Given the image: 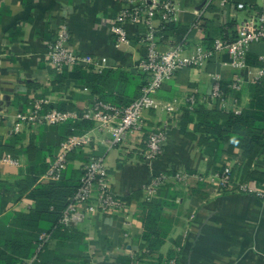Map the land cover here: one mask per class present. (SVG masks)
Listing matches in <instances>:
<instances>
[{
	"label": "crops",
	"instance_id": "1",
	"mask_svg": "<svg viewBox=\"0 0 264 264\" xmlns=\"http://www.w3.org/2000/svg\"><path fill=\"white\" fill-rule=\"evenodd\" d=\"M171 1L179 8V19L174 26L178 33L182 32L180 43L186 46L187 53L199 44L208 47L216 38L233 39L236 24L247 17L238 8L239 4L258 11L264 7V0ZM121 11L122 4L116 0H0V157H13L2 147L7 148L14 136L19 139L14 148L17 154L13 157L19 165H0V182L8 184L11 193L5 194L8 199L0 200V221L8 222L14 214H27L35 205L28 198L30 191L18 199L16 185L30 175L31 164L24 150L31 142L38 144L36 139L43 129L25 128L14 134L15 116L41 100L47 101V106L66 104L82 111L93 107L98 99L72 79L54 84L55 73L47 65L46 53L59 28L68 29L76 52L106 57L109 70L142 73L139 64L146 50L139 39L145 29L142 24H127L130 43L117 47L112 26ZM198 22L200 27L194 28ZM162 34H159L162 50L178 42L176 35L163 38ZM249 55L257 63L254 66H259L264 44H254ZM227 61L229 57L224 54L202 68L179 71L158 92V107L145 113L143 131L130 135L123 146L112 147L109 132L93 128L87 132L93 137V143L80 151L87 156L104 157L112 189L130 203L132 211L128 225L119 216L87 214L75 228L84 237L86 250L82 252L91 263L111 264L128 258L133 264L132 256H135L138 264H170L171 261L176 264H264V200L245 193H221L210 182L219 172L217 168L234 167L241 153L236 150L214 159L204 153L199 138L187 136L193 132V125H189L187 135L180 129V118L191 92L198 96V106L216 107L206 101L213 91V74L221 77L227 110L242 111L248 106L250 84L240 92L231 91L229 86L235 72L222 65ZM162 126L168 136L164 152L157 159L149 160L145 157L148 135ZM59 149L56 148L54 158ZM54 158H47L49 166ZM257 161L251 163L252 170L264 173V155ZM82 163L83 160L77 159L74 165L80 169ZM178 171L199 175L204 180L195 177L187 184L158 191L153 202L164 204L166 236L159 251L144 256L148 252L142 250L145 244L140 208L144 201L142 188L156 174ZM44 175L36 184L50 183L43 181ZM7 225L0 227L7 228ZM43 234L48 233H42L39 239ZM48 243L51 251H59L58 240L51 238ZM64 252L76 253L70 249ZM60 254L66 261H77L70 259V254Z\"/></svg>",
	"mask_w": 264,
	"mask_h": 264
},
{
	"label": "built area",
	"instance_id": "2",
	"mask_svg": "<svg viewBox=\"0 0 264 264\" xmlns=\"http://www.w3.org/2000/svg\"><path fill=\"white\" fill-rule=\"evenodd\" d=\"M122 4V11L118 15L112 32L116 36V46L129 44L127 24H142L145 31L139 39L146 50L145 58L140 62L139 69L146 74V80L141 88V94L128 106H116L109 102L96 99L93 107L86 110L57 109L45 110L48 102L41 100L36 102L26 112H19L13 122L12 133L17 134L25 128L39 129L43 126L60 125L67 122L90 121L94 123V130L109 132L110 144L113 147H121L126 143L130 135L141 133L145 128V113L158 107L156 96L162 87L170 82L175 75L184 69H199L205 66L213 58L224 54L229 61L222 62L223 66L230 67L235 75L229 88L234 92L243 90L246 84L261 85L264 87V56H260L259 66L248 63L250 49L254 44H264V7L261 11L244 4L238 8L247 13V17L236 24L235 37L233 39L216 38L211 47L199 44L193 52L187 53L183 43H174L169 48L162 50L159 44V34L170 25L178 22L179 8L171 0H116ZM199 22L194 28H199ZM71 34L68 29L61 26L56 39L48 44L46 53L47 65L55 72L62 73L81 67L87 72L102 74L108 70V59L88 53H78L71 46ZM213 91L207 103L226 109L225 92L221 77L212 75ZM200 103L198 96L191 92L186 98V108L193 111ZM236 113L241 110L235 109ZM167 131L165 126L156 127L149 133L146 141L145 157L149 160L157 159L164 152L167 143ZM93 137L90 133L72 135L65 139L58 155L50 162L49 169L43 176L45 182L59 181L69 165L70 154L79 149L90 147ZM11 164L18 166L19 161L11 156H1L0 165ZM232 166L226 165L222 171L216 172L211 181L218 190L257 195L264 200V184L241 182L232 174ZM83 175L76 193L69 199L59 223L64 228H77L87 214H109L125 219V225L129 224L131 214L130 203L120 198L112 189L109 181L105 159L102 156H91L80 166ZM197 175L189 172H163L154 175L143 188L144 199L152 202L159 190L169 185L187 184ZM198 179H202L197 177ZM127 236V234L125 235ZM51 239L50 234L40 237L39 250ZM133 264L137 258L132 256ZM35 258L24 264H32ZM91 264H95L92 262ZM170 264H176L171 261Z\"/></svg>",
	"mask_w": 264,
	"mask_h": 264
},
{
	"label": "trees",
	"instance_id": "3",
	"mask_svg": "<svg viewBox=\"0 0 264 264\" xmlns=\"http://www.w3.org/2000/svg\"><path fill=\"white\" fill-rule=\"evenodd\" d=\"M163 38L169 35H176L178 43L181 42L182 32L178 33L174 24L162 32ZM210 44L208 47H211ZM248 63L252 66L255 62L248 56ZM55 73L54 84H61L68 80H74L83 87L88 88L92 95L97 96L100 101L109 102L116 106H128L139 98L141 88L146 80L145 73L131 71L105 70L102 74L87 72L81 67L69 71L65 69L62 73ZM231 90V89H230ZM226 92V90H224ZM232 91V90H231ZM250 102L240 113L234 110L221 109L216 106L214 109H207L197 106L193 111L184 109L180 118V129L187 135L189 125H193L192 138H199L200 146L204 147V153L214 159L224 153L232 154L234 151L241 153L240 157L232 168V174L236 180L241 182L264 184V173L252 170L251 163L264 155V87L261 85H250ZM57 109L61 111L75 110L66 104L49 105L45 110ZM94 124L90 121L67 122L54 126H43V130L36 141L31 142L24 150L30 161V175L17 187L18 199L25 192H29L28 198L35 205L27 214H14L10 220L0 221V226L9 223L6 227H0V264H24L27 260L33 259L32 264H91L89 257L83 254L85 244L82 234L75 228H64L60 223L61 216L67 208L69 199L76 193L83 175L81 169H77L74 162L79 159L87 161L90 156L85 155L81 149L70 154L69 165L59 181L48 184H36L41 175L49 169L46 162L48 157L54 158L56 148L72 135H81L90 131ZM19 139L14 136L10 145L2 147L15 157V145ZM94 156H98L93 154ZM3 156V155H1ZM225 166L217 168L222 171ZM191 174V173H190ZM176 186V185H174ZM172 185L162 189H170ZM2 197L8 199L5 194L10 193L8 184L0 182ZM144 197V196H143ZM164 204L148 202L144 199L140 203L143 211V222L145 225L144 245L142 250L149 256L159 251L163 245L166 232L165 218L163 216ZM52 233L51 238L58 240L61 247L51 251L49 243L37 251L40 243L39 236L42 233ZM70 249L76 253H67L64 250ZM82 252V253H81ZM59 253L70 254L66 261L65 256H58ZM47 259V260H46ZM111 264H131L130 259L120 258Z\"/></svg>",
	"mask_w": 264,
	"mask_h": 264
},
{
	"label": "rangeland",
	"instance_id": "4",
	"mask_svg": "<svg viewBox=\"0 0 264 264\" xmlns=\"http://www.w3.org/2000/svg\"><path fill=\"white\" fill-rule=\"evenodd\" d=\"M179 172V171H178ZM182 172V171H181ZM184 172H186V171H184ZM197 177H200L199 175H197ZM201 178V177H200ZM207 179V178H206ZM210 182L211 183H213L212 181H211V179H210ZM215 185V184H214ZM216 186V185H215ZM217 187V186H216ZM224 193H238V192H235L234 190H231V191H229V192H224Z\"/></svg>",
	"mask_w": 264,
	"mask_h": 264
}]
</instances>
